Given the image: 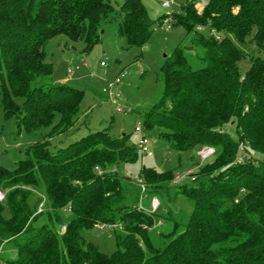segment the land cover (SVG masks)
<instances>
[{
  "label": "trees",
  "instance_id": "obj_1",
  "mask_svg": "<svg viewBox=\"0 0 264 264\" xmlns=\"http://www.w3.org/2000/svg\"><path fill=\"white\" fill-rule=\"evenodd\" d=\"M118 19L131 47L154 32L143 0L118 10L109 0H0L4 116L27 131L51 127L50 137L65 136L55 147L46 140L26 149L13 170L0 165V264H264V160L251 156L264 155V0H210L200 13L188 0L172 16L194 37L166 56L162 98L142 114L145 129L160 128L179 154L207 144L215 157L186 184L143 167L145 190L109 170L143 156L138 146L107 130L78 134L84 91L49 82L52 39L82 43L88 54L103 25ZM154 197L166 214L149 211ZM179 197L191 203L189 213L174 210ZM155 219L168 226L158 241L149 235ZM97 225L115 227L113 254L85 243ZM5 246L13 256L3 260Z\"/></svg>",
  "mask_w": 264,
  "mask_h": 264
},
{
  "label": "rangeland",
  "instance_id": "obj_2",
  "mask_svg": "<svg viewBox=\"0 0 264 264\" xmlns=\"http://www.w3.org/2000/svg\"><path fill=\"white\" fill-rule=\"evenodd\" d=\"M109 1L118 10L125 0ZM187 1L143 0L154 23V32L143 47L129 46L127 40L118 34L119 19L103 25L100 41L88 54L82 52V43H73L64 36L52 39L47 47L48 62L54 66L49 82L84 91L76 126L79 129L78 134L107 130L112 137L129 136V144L136 146L143 134L146 137L152 157L139 155L134 162H124L109 168L110 171L126 176L136 183L141 181L139 175L143 167H152L161 172L171 171L174 178L182 184L190 183L189 174L193 173L192 176H195L199 167L212 163L215 157L213 154L202 162L203 150H215L207 144L183 154L171 150L169 144L160 136L161 129H145L142 119V114L162 98L163 83L160 73L166 56L171 55L180 44L183 47L189 46L194 37L193 32L188 34L184 26L173 25L172 21V16L181 13L182 5ZM190 1L198 12L210 2ZM166 2L171 4L164 8L162 4ZM199 30L204 35L209 33L205 27ZM238 46L248 56L257 54L253 46ZM249 66V59L246 58L242 64V72L247 71ZM16 102L21 104L22 99L19 98ZM58 120L56 118L55 122ZM51 130V127H41L27 131L16 117L5 118L0 81V165L13 170L15 164L25 158V150L31 146L47 140L52 148L64 141L63 135L50 137ZM227 131L233 135L235 126L228 125ZM251 156L264 160L263 154L252 152ZM139 184L143 190L147 188L142 181ZM5 194L6 192L0 190V202L4 200ZM154 199L158 201L155 212L161 210V214H166L161 201L156 197L152 198L149 211L153 213ZM191 209V203L187 202L185 197H179L174 206L176 211L184 210L189 213ZM44 222L41 220L37 225ZM167 227V223L162 219H155V224L149 232L151 239L158 241L159 234L165 232ZM114 233L115 227L97 225L86 232L85 243L93 244L102 253L111 255L117 248ZM11 256L12 251L5 246L2 249L3 260Z\"/></svg>",
  "mask_w": 264,
  "mask_h": 264
},
{
  "label": "built area",
  "instance_id": "obj_3",
  "mask_svg": "<svg viewBox=\"0 0 264 264\" xmlns=\"http://www.w3.org/2000/svg\"><path fill=\"white\" fill-rule=\"evenodd\" d=\"M170 4H171L170 2H166V3H163L162 6L164 8H167V7L170 6ZM138 149H139L140 153L143 156H147V157H152L153 156L152 152L150 151V148H149V145H148V141H147L146 137L144 136V134L142 135V139L140 140V142L138 144ZM214 153H215V150L214 151L213 150H210V149L207 150V151L206 150H203L202 151V154H201V156H202V158H201L202 162H204L208 157H210ZM192 175H193V173H190L189 174V177L191 178ZM179 178H181V177H179ZM191 179L193 180V178H191ZM175 183L176 184H180L181 182L178 181L177 179H175ZM153 201L154 202H153V205L152 206H153L154 209H152V210H153V212H155L158 201H157V199H154Z\"/></svg>",
  "mask_w": 264,
  "mask_h": 264
},
{
  "label": "crops",
  "instance_id": "obj_4",
  "mask_svg": "<svg viewBox=\"0 0 264 264\" xmlns=\"http://www.w3.org/2000/svg\"><path fill=\"white\" fill-rule=\"evenodd\" d=\"M202 11H203V10H200L199 13L202 12Z\"/></svg>",
  "mask_w": 264,
  "mask_h": 264
}]
</instances>
